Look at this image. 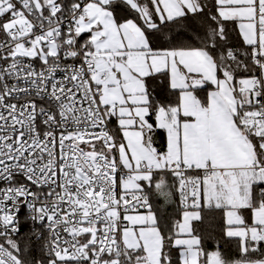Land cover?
Returning <instances> with one entry per match:
<instances>
[{
	"label": "snow or ice",
	"instance_id": "snow-or-ice-1",
	"mask_svg": "<svg viewBox=\"0 0 264 264\" xmlns=\"http://www.w3.org/2000/svg\"><path fill=\"white\" fill-rule=\"evenodd\" d=\"M0 264H264V0H0Z\"/></svg>",
	"mask_w": 264,
	"mask_h": 264
},
{
	"label": "trees",
	"instance_id": "trees-1",
	"mask_svg": "<svg viewBox=\"0 0 264 264\" xmlns=\"http://www.w3.org/2000/svg\"><path fill=\"white\" fill-rule=\"evenodd\" d=\"M160 200V204L161 206H163V198H158ZM215 241L212 242V244L210 245V247L214 246Z\"/></svg>",
	"mask_w": 264,
	"mask_h": 264
}]
</instances>
